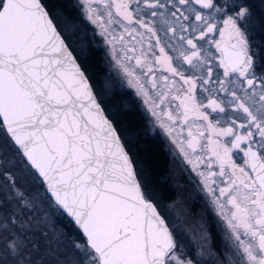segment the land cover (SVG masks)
I'll return each instance as SVG.
<instances>
[{
  "label": "snow or ice",
  "instance_id": "snow-or-ice-1",
  "mask_svg": "<svg viewBox=\"0 0 264 264\" xmlns=\"http://www.w3.org/2000/svg\"><path fill=\"white\" fill-rule=\"evenodd\" d=\"M82 6L128 85L200 178L208 209L225 229L222 264H235L233 248L239 264H264V0H82ZM62 36L45 0H0V132L82 239L64 252L59 244L42 249L15 230L30 226L5 207L11 201L17 210L30 208L32 200L21 191L0 193V264H193L177 254L147 173L139 170L134 150L147 132L126 126L120 100L97 89ZM211 60L223 78H214L211 67L207 77L182 67L201 71ZM198 87L208 93L206 102ZM228 107L242 115L221 126L212 114Z\"/></svg>",
  "mask_w": 264,
  "mask_h": 264
},
{
  "label": "flooded vegetation",
  "instance_id": "flooded-vegetation-1",
  "mask_svg": "<svg viewBox=\"0 0 264 264\" xmlns=\"http://www.w3.org/2000/svg\"><path fill=\"white\" fill-rule=\"evenodd\" d=\"M45 2L53 9L66 7L71 10L70 36L64 32V25L60 22L59 30L63 33L62 37L80 58L97 89L104 91L108 97L115 94L120 100L122 107L128 112V116L124 118L125 123L132 122V127L147 132V135L141 136L138 149H159L164 168L150 173L149 182L154 203L177 242V254L184 259L192 260L193 264H222L227 255L225 229L222 222L208 209L207 195L200 184V178L192 171L179 149L172 144L169 136L157 125L155 118L143 104L142 98L136 95V90L128 85L127 77L112 59L110 46L99 34L100 30L87 19L86 12H83L82 0H45ZM152 19L157 20L155 26L160 28L158 18ZM113 28L117 32L121 31L118 25H113ZM216 38H219L218 33ZM259 39L257 37L254 42L258 43ZM200 43L209 52L215 54L214 47L210 48L205 42ZM168 51L170 55H177L171 48ZM182 67L187 70L186 75L203 77H207V68L211 67L214 78L217 75L223 78V70L219 68L216 60H211V63L203 66L201 71L190 69L188 65L182 64ZM197 95L206 102L208 93L203 92L202 88L198 87ZM220 95L222 99H230L224 94ZM212 115L221 119V126H227L230 118L242 114L233 112L231 107H228L226 114ZM138 149L134 151L139 160V170L144 173L145 164ZM234 157L238 163H243L242 152L234 153ZM163 207L165 209H162ZM231 251L235 264H239V257L235 256L238 250L233 248Z\"/></svg>",
  "mask_w": 264,
  "mask_h": 264
},
{
  "label": "rangeland",
  "instance_id": "rangeland-1",
  "mask_svg": "<svg viewBox=\"0 0 264 264\" xmlns=\"http://www.w3.org/2000/svg\"><path fill=\"white\" fill-rule=\"evenodd\" d=\"M83 12L86 11L83 10ZM55 18L61 24H63V20H68V17L65 18L60 13L58 14V12H55ZM70 31V28H65L64 25V32L68 36H70ZM3 135L0 132V192L4 196L15 197V191H21L33 202V207L21 210H17L15 203L11 201L7 202L9 206H12L13 211H16L18 221L26 222L30 226L28 229L21 230L18 223L15 226V230L17 232L23 231V234L29 239L31 235L32 238L44 240V234L46 233L48 239H45L46 242H43L44 247L55 248L59 244L61 252L67 251L72 241L79 242L82 238L72 231L70 237L67 236V242H62L65 234L60 229L61 227L57 225V218L60 215L55 208L50 207L48 200L44 198L45 192L43 186L32 178L22 159L10 148L8 143H5ZM13 185H15V190H13ZM162 209H165V207ZM64 223L66 226L68 225L65 219ZM49 241L51 242L50 244Z\"/></svg>",
  "mask_w": 264,
  "mask_h": 264
},
{
  "label": "trees",
  "instance_id": "trees-1",
  "mask_svg": "<svg viewBox=\"0 0 264 264\" xmlns=\"http://www.w3.org/2000/svg\"><path fill=\"white\" fill-rule=\"evenodd\" d=\"M257 2H258V0H257ZM50 9L53 11V16H54L55 20H56L55 12H58V14L60 13L65 18L68 17L67 19L69 20L71 10H68V8L59 7L57 9H53V8H50ZM56 21L60 25V21L59 20H56ZM125 124H126V126H133L132 122L125 123ZM1 133L4 134L3 136L5 137V140H8V144L10 145V148L13 149L16 152V154L18 155V157L22 159L21 155L18 153L17 149L15 148L13 143L10 141V139L6 136V134L4 132H1ZM158 150L159 149H138V151L141 152L142 161L145 164V173H147L148 176H149L148 179H150V173H153V171H155V172L161 171L164 168V162H163L161 154L159 153ZM22 161H23V159H22ZM23 164L26 165V163L24 161H23ZM28 170H29L30 175L32 176V178L37 180L38 184L43 186V184L38 179V177L37 176H33V174H32L33 171L29 167H28ZM43 189H44V192H45L44 186H43ZM0 193H2V192H0ZM45 194H46V192H45ZM5 207H6L8 212H13L12 206L11 205L9 206L8 203H6ZM58 214L60 216L57 218V225L59 227H61L60 229H62V231L65 234V236H63L62 242H67V240H68L67 236L70 237V234H71L72 231L76 235H78V236H80L82 238L80 232L74 227V225L64 215H62L60 212H58ZM64 219L66 220V222L68 224L67 226L64 223ZM30 240L36 242L39 245V247H41L42 249L45 248L44 244H43V242H46L45 239L42 240L40 238L39 239L32 238L31 235H30Z\"/></svg>",
  "mask_w": 264,
  "mask_h": 264
},
{
  "label": "water",
  "instance_id": "water-1",
  "mask_svg": "<svg viewBox=\"0 0 264 264\" xmlns=\"http://www.w3.org/2000/svg\"><path fill=\"white\" fill-rule=\"evenodd\" d=\"M63 38V37H62ZM9 138V137H8ZM10 139V138H9ZM13 145H14V143H13ZM15 146V145H14ZM16 148V147H15ZM17 149V148H16ZM17 151H18V153L21 155V157H22V159H23V161L26 163V160L23 158V156H22V153H20L19 152V150L17 149ZM30 168V167H29ZM31 169V168H30ZM32 170V169H31ZM33 171V170H32ZM39 179V178H38ZM44 188H45V186H44ZM45 192H46V188H45ZM68 220H69V218L66 216V215H64ZM70 221V220H69ZM75 227V226H74ZM76 228V227H75Z\"/></svg>",
  "mask_w": 264,
  "mask_h": 264
}]
</instances>
